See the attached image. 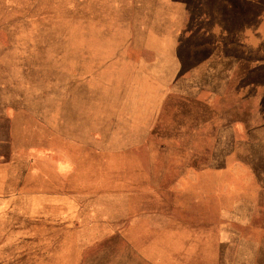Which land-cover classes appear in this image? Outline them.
<instances>
[{"label":"rangeland","instance_id":"1","mask_svg":"<svg viewBox=\"0 0 264 264\" xmlns=\"http://www.w3.org/2000/svg\"><path fill=\"white\" fill-rule=\"evenodd\" d=\"M246 13L0 0V264H264Z\"/></svg>","mask_w":264,"mask_h":264},{"label":"crops","instance_id":"2","mask_svg":"<svg viewBox=\"0 0 264 264\" xmlns=\"http://www.w3.org/2000/svg\"><path fill=\"white\" fill-rule=\"evenodd\" d=\"M240 4L251 13L241 15L234 28L235 38L243 43L242 49L256 55L253 58L259 59L257 65L264 68V0H240ZM215 43L218 44L217 40Z\"/></svg>","mask_w":264,"mask_h":264}]
</instances>
